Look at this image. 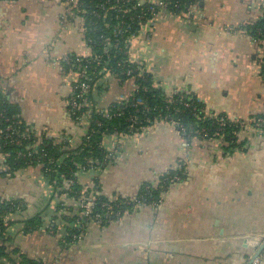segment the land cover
<instances>
[{"label": "crops", "instance_id": "obj_1", "mask_svg": "<svg viewBox=\"0 0 264 264\" xmlns=\"http://www.w3.org/2000/svg\"><path fill=\"white\" fill-rule=\"evenodd\" d=\"M75 0L0 1V95L19 107L36 131L65 133L77 146L88 121L72 120L66 103L78 80L61 64L67 55H86L83 20ZM154 3L157 0H142ZM264 0H203L192 14L164 11L143 25L128 43V57L151 74L167 95L187 90L207 112L242 121L264 115L262 48L243 29L256 21ZM93 91V106L104 110L136 89L114 76ZM244 146L227 152L219 140L187 141L165 122L121 139L108 136L103 147L116 160L100 170L76 174L82 188L101 182V194L134 197L145 182L181 168L185 179L161 196L107 225L90 224L69 246L50 225L56 215L54 192L38 167L4 173L0 154V199H16L24 210L13 220L37 214L45 225L9 233L15 247L49 264H247L264 242V134H240ZM257 264H264V249Z\"/></svg>", "mask_w": 264, "mask_h": 264}, {"label": "trees", "instance_id": "obj_2", "mask_svg": "<svg viewBox=\"0 0 264 264\" xmlns=\"http://www.w3.org/2000/svg\"><path fill=\"white\" fill-rule=\"evenodd\" d=\"M169 1L171 4H167V11L176 15L186 13L192 5L201 9L203 2V0ZM150 7H153V11ZM157 11L158 7L142 0H77L72 7L71 14L83 20V39L89 49L86 55L70 54L69 57L72 59L70 64L61 62L66 73H76L78 78L81 75L78 66L81 68L80 71L84 69L85 82L89 85V91L85 96L87 105L81 107L77 113L80 115L88 111L91 122L88 125V132L79 145H70L68 142L58 143L55 138L46 134L37 137L35 135L37 131L22 119L19 107L0 95V129L11 125L16 131L12 135L14 139L19 138V134L29 135L21 139L20 145L0 137L4 173L13 176L16 172L38 167L51 185L54 195L65 193V200L55 203L56 215L53 220L57 223L53 222L49 227L53 233L60 234V243L64 246L76 243L88 225L94 224L93 220L81 217V210L76 207L80 191L83 189L76 180V174L95 170L89 167L85 170L80 169L86 166L89 160L106 162L107 151L103 147V141L113 133H121L124 136L138 134L143 127L151 126L161 120L165 123H174V128L187 141L221 136L224 150L227 152L244 146V141L240 140V132L243 130H240L238 125L225 114L208 113L204 103L187 90L179 91L169 97L161 88L154 85L151 74L144 70L139 73L137 65L129 61V40L136 36L149 20L156 18ZM243 29L252 40L256 43L262 42L259 45L263 46L264 8L256 21L247 23ZM260 66L261 75L264 77V48H262ZM111 75L122 83L134 78L136 89L129 96L127 107L116 101L104 110H97L93 106V91L103 90V80ZM137 100L140 102L137 103ZM105 113H109L110 117H105ZM133 117L136 118V123H132ZM254 118L264 120V115ZM220 119L223 125L220 124ZM97 122L100 125L96 124ZM103 166L100 169H103ZM184 179L182 167L171 169L160 175L157 181L143 183L133 198H140L145 206H156L167 189ZM66 181H72L73 184L65 189ZM98 191L101 192V183L95 178L92 188L87 189V196L96 197L94 210L102 214L107 208L102 207L101 204L108 201L109 197L101 193L95 195ZM123 198L124 196L118 195L117 202L120 203ZM117 202L111 203L113 211L122 209L123 212L124 207L117 205ZM24 207V204L16 199H0V264H47L45 261L28 257L12 243L9 228L15 222L23 223L25 232L36 231L45 225L39 214L21 221L13 220L15 215L24 210ZM129 208L128 214L140 209L132 210L131 206ZM122 214L119 218L123 216ZM106 218H103L99 225H107L118 216L109 215Z\"/></svg>", "mask_w": 264, "mask_h": 264}, {"label": "built area", "instance_id": "obj_3", "mask_svg": "<svg viewBox=\"0 0 264 264\" xmlns=\"http://www.w3.org/2000/svg\"><path fill=\"white\" fill-rule=\"evenodd\" d=\"M76 1L77 0H75L73 2V4H76ZM167 4H171L169 0H157L156 2L152 3V5H155L156 7H158V11H157L156 15H158L161 12L167 11V9H166ZM150 10L153 11V7H150ZM194 11H197L196 5L190 6L187 9V12L183 13L181 15L192 14V13H194ZM263 48H264V42H263ZM88 51H89V49H88ZM62 61L65 62L66 64H70L72 62V59L69 57V55H67L62 59ZM76 61H79V60L76 59ZM71 67H74V66H71ZM80 69H81L80 66H78V70H79L78 72H80L81 75L79 76L80 78H78V80L73 85L72 93L69 96L67 103H66V111L68 112V114L70 115V117L72 118V120L74 122L80 123L81 121H83V119H85L90 124L91 119H90V114L88 111H86L85 113H82L80 115L77 113V111L81 107L87 105V101H86L85 96L89 91V85L85 82V78H84V69H82V71H80ZM137 70H140L139 73H141V70H143V69L140 65H137ZM178 92L179 91H173L168 96L170 97L173 94H176ZM130 95L122 96L119 99V102H121V104L123 103L124 107H127V100L129 99ZM138 102H140V101L137 100V103ZM104 115H105V117H110L109 113H105ZM227 118L230 119L231 121H233L234 123H236L238 125V127L240 128V130H243L242 132H244L245 130H247V131L252 130V131L256 132V134H258V135L264 134V129H263L264 120H262L260 118H257V119L253 118V119H250L246 122L242 121L240 119H237L235 117L227 116ZM135 119H136L135 117L131 118L132 123H136ZM219 121H221V123H220L221 125L224 124L222 122V119H220ZM159 122H162V121L161 120L157 121V122L153 123L151 126H154V125L158 124ZM96 124L100 125L99 122H97ZM168 124H170V123H168ZM173 124L174 123H172L170 125L174 127ZM151 126L143 127L141 132L144 131L145 129L151 127ZM130 131H132V128L130 129ZM242 132H240V133H242ZM15 133H16V131H14V129L11 125H8L4 129H0V137L10 139V142H12L16 145L21 144V142H22L21 139L29 137L28 134H19L18 135L19 138L14 139V138H12V135H14ZM43 134H46L47 136H51V135H49L48 132H45V131L35 132V135L37 137H40ZM198 134L200 135L202 133H198ZM132 135H134V134H132ZM203 136H205L204 133H203ZM51 137L55 138L58 143L68 142L70 145H73L72 138H70V136L67 134L61 133V134H58L56 136H51ZM110 137L114 138V140L116 142L115 146L118 149L120 147L121 139L125 136L122 135L121 133L120 134L119 133H113L112 135H110ZM200 140H202V141L219 140L221 143H223L221 136L216 137V138H207V139L202 138ZM117 149H115L114 152H116ZM114 152H113V154L107 153L106 158H105L106 159L105 163H102L101 161H98V160H89L88 164L86 166L80 167V169L85 170L86 167H89V168H93L95 170H99L103 165H104L103 166V168H104L107 165H109L111 163V161L116 160L117 155ZM65 184L66 185L64 186V188L66 189L67 187L71 186L73 184V182L72 181H66ZM100 193L101 192L98 191V192H96L95 195H99ZM117 198H118V195H114V196L109 197L108 201L101 204L102 207L107 208V211L102 213V214L97 213L94 210L95 205H96V201H97L96 197L95 196H90V197L87 196V191L85 189H82L80 191V197L78 198V200L76 202V207L81 210V217L88 219V220H93L92 222L94 224L96 223L99 225V224H101L103 218L105 219L109 215H113L114 217L118 216V218H119L121 213H123L122 215L128 214L130 206H131L132 210H136V209H139V208H142L145 206L142 203L140 198L134 199L133 197L124 196V198H123L124 200H122L120 203L117 202ZM54 199L56 202L64 201L65 200V193H63L61 195H54ZM112 202H117V205L119 204L120 206L124 207L123 212H121L122 209H119L117 211H113V207L111 205ZM59 213H61V212L59 211ZM110 222L111 221H109L108 223H110ZM257 263H258V260H255L252 264H257ZM47 264H49V263H47Z\"/></svg>", "mask_w": 264, "mask_h": 264}, {"label": "water", "instance_id": "obj_4", "mask_svg": "<svg viewBox=\"0 0 264 264\" xmlns=\"http://www.w3.org/2000/svg\"><path fill=\"white\" fill-rule=\"evenodd\" d=\"M263 249H264V242L258 248L256 253H254V255H252V257L250 258V260H249V262L247 264H252L255 260H257Z\"/></svg>", "mask_w": 264, "mask_h": 264}, {"label": "rangeland", "instance_id": "obj_5", "mask_svg": "<svg viewBox=\"0 0 264 264\" xmlns=\"http://www.w3.org/2000/svg\"><path fill=\"white\" fill-rule=\"evenodd\" d=\"M259 43H262V42H258V44ZM260 46V45H259ZM261 48H263V46L261 45L260 46ZM175 91H177V90H175ZM169 95V94H168ZM65 103H67V100L65 101ZM66 105V104H65ZM209 113V112H208ZM214 115H218V114H216V113H213ZM232 117V116H231ZM49 135H51V136H56V134L55 135H52V134H49ZM121 143V142H120ZM224 143H222V145H223ZM84 189V188H83ZM86 190V189H85ZM55 201V200H54ZM54 203H56V201L54 202Z\"/></svg>", "mask_w": 264, "mask_h": 264}]
</instances>
